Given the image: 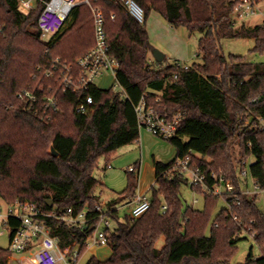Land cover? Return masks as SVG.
Instances as JSON below:
<instances>
[{
  "label": "trees",
  "instance_id": "16d2710c",
  "mask_svg": "<svg viewBox=\"0 0 264 264\" xmlns=\"http://www.w3.org/2000/svg\"><path fill=\"white\" fill-rule=\"evenodd\" d=\"M89 1L103 11L109 54L119 62L116 76L126 96L93 85L87 93L94 98V109L82 115L76 111L79 94L65 90L58 76L42 75L38 66L49 65L57 57L74 62L94 46L90 5L76 6L67 34L49 46L41 39L38 25L43 3L23 12L19 0H0V197L7 203L29 201L59 215L70 207L76 212L88 207V217L96 223L100 200L95 191L100 181L94 172L101 158L106 159V168L119 148L139 141L135 107L144 96L160 110L183 111L175 135L168 139L176 156L168 162L154 158L150 208L139 217L125 214L120 220L118 205L133 200L138 191L140 163L135 164L136 170L127 171L126 187L106 204V213L117 221L109 237L111 254L105 260L92 256L87 264H223L234 255L243 230L253 235L261 249L260 256L250 252L243 264H264V211L256 197L242 192L245 180L236 164L254 156L250 173L264 187V128L245 127L250 117L254 122L264 119V62L241 55L227 57L220 44L222 37H254L251 52L264 54V26L236 29L231 0H135L144 11L143 22L120 0ZM152 11L174 28L201 33V63L183 68L154 59L146 28ZM37 85L45 89L37 91L40 110L34 113L24 108L19 94ZM45 93L55 97V107H44ZM187 156L203 171L231 180L234 192L213 195L190 186L203 194L204 206L186 204L181 188L188 181L172 170L179 158ZM221 198L226 205L212 218ZM164 204L167 208L162 210ZM44 219L62 248L75 242L81 254L85 252L93 229L69 227L55 217ZM161 236L164 244L158 248ZM9 254L8 248L0 246V264H7Z\"/></svg>",
  "mask_w": 264,
  "mask_h": 264
},
{
  "label": "built area",
  "instance_id": "2783aa9c",
  "mask_svg": "<svg viewBox=\"0 0 264 264\" xmlns=\"http://www.w3.org/2000/svg\"><path fill=\"white\" fill-rule=\"evenodd\" d=\"M124 3L128 12L138 21H144V11L135 0H120ZM41 2L44 7L39 15L38 25L41 39L50 46L55 38L62 33L67 23L72 18V13L76 6L86 3L90 5L94 23V46L85 54L78 57L74 62H64L59 57L50 61L49 65H39L38 70L47 77L58 76L60 85L65 89H70L79 94V101L76 111L82 115H89L94 109V98L88 94V89L96 85V79L105 71L115 76V83L110 88L126 96V91L117 79L116 73L119 62L109 54L108 36L104 23L105 18L101 8L91 6L89 0H19L20 11L27 12ZM231 15L234 26L245 23L246 20L260 19L254 26H264V0H231ZM112 18L114 15L112 14ZM2 29L0 25V30ZM183 68L189 65L181 61H174ZM177 77L176 75L174 76ZM97 86V85H96ZM44 85H37L32 90L25 89L19 96L25 100V109L38 113L40 102L37 91L44 92ZM44 107H55L56 100L53 95H43L41 97ZM158 98L156 99V101ZM140 130L145 129L158 138L168 140L175 135L177 127L183 118V111L178 109L174 113L160 110L148 103L146 97L142 96L135 107ZM264 128V119L259 118L254 122L250 117L245 127ZM237 168L241 178L247 182L243 176L246 175L247 160L242 159L237 162ZM136 170L135 165L127 168V171ZM173 172L183 173L188 181V185L200 187L204 193L213 195H226L233 193L235 186L223 174L215 172L207 173L196 165L187 156L179 158L173 167ZM251 174V173H250ZM252 177V176H251ZM211 179V183L208 180ZM252 190H243L247 196L254 198L262 195L264 200V187L252 178ZM244 185V184H243ZM243 187V186H242ZM194 191V190H193ZM196 192V191H194ZM0 229L9 231L10 254L7 264H78L82 256L81 246L72 243L65 248L60 246L58 238L50 234V227L45 221V217H55L64 222L69 227H79L93 229L91 236L86 240V249L110 245L111 217L106 213L108 207L101 203L96 205L99 219L92 223L88 217V207L79 212L70 207L63 214L56 212L46 213L29 201L16 200L14 203H7L0 197ZM194 203L198 199L193 200ZM239 200L236 197V203ZM151 204L150 194L137 191L131 203L130 214L136 218L145 213ZM167 208L166 204L162 210ZM15 220L16 223H13Z\"/></svg>",
  "mask_w": 264,
  "mask_h": 264
},
{
  "label": "rangeland",
  "instance_id": "374dc122",
  "mask_svg": "<svg viewBox=\"0 0 264 264\" xmlns=\"http://www.w3.org/2000/svg\"><path fill=\"white\" fill-rule=\"evenodd\" d=\"M159 19L162 25L155 22ZM165 21V22H164ZM260 19L246 20L245 23L237 24L234 26L236 29L244 27H253L258 23ZM73 20H69L65 29L60 33L54 41L56 45L69 31ZM146 28L149 33L150 40H154V45L159 50L166 54L164 63L174 62L176 59H180L183 63L192 65L194 63H201L202 58L197 56V50H199V39L201 33H190L187 28L180 26L174 28L168 24V22L159 14L154 12L152 17L147 19ZM157 40V41H156ZM222 52L225 56L229 55H241L248 61L252 62H264V54L251 52L256 46V39L254 37H222L220 39ZM114 74L105 71L101 76L96 79V85L103 89H109L112 83H115ZM146 133L144 137V146L138 142L123 146L117 150L112 156L110 166L105 168L106 159L103 157L99 160V167L95 170L94 175L97 179H100L104 184H99L96 188V193L101 195L102 199L117 198L119 193L127 185V168L136 163H141V169L138 173L139 188L145 189L151 186L155 182V170H154V158L157 157H169L172 153V144L165 139L158 138L145 129L141 130ZM234 152L237 155L238 147L234 148ZM238 156V155H237ZM237 160V159H236ZM254 156H250L247 159L246 175L243 177L247 179V182L243 185V190H252V177L250 174V164L254 162ZM238 165V163H236ZM99 180V181H100ZM101 190L103 191L101 193ZM181 195L186 204L192 205L195 208H203L204 197L203 194L194 192L190 189L189 185H183L181 188ZM260 195L257 199V203L262 211H264V200ZM114 198V199H115ZM198 199V202L194 203V199ZM112 200V199H110ZM1 201V199H0ZM226 205V202L221 198L213 213L212 218ZM131 206L122 205L119 208L120 220L124 219L125 214H130ZM117 225V221L111 218V231ZM210 230H207L209 234ZM243 239L238 243L237 249L232 258L223 264H243L246 262L250 252H253L255 257L261 255V249L258 243L254 240L253 235H250L246 230H243L241 234ZM9 231L6 229H0V246L8 248L9 246ZM164 244V237L161 236L156 243L158 248ZM110 245L102 247L88 248L82 254L78 264H87L88 260L92 256H96L100 260H105L110 256Z\"/></svg>",
  "mask_w": 264,
  "mask_h": 264
},
{
  "label": "crops",
  "instance_id": "0c3cea01",
  "mask_svg": "<svg viewBox=\"0 0 264 264\" xmlns=\"http://www.w3.org/2000/svg\"><path fill=\"white\" fill-rule=\"evenodd\" d=\"M154 12H156V11H152L151 12V14H150V16H149V19L152 17V14L154 13ZM157 13V12H156ZM155 22H158V23H160L161 25L163 24V23H161V21L159 20V19H156V21ZM165 22V21H164ZM157 41V40H156ZM152 42V44L154 45V40L153 41H151ZM154 47H155V45H154ZM198 51L199 50H197V56H199L198 55ZM200 57V56H199ZM165 59H166V54H165ZM176 60H178V61H181L180 59H176ZM182 62V61H181ZM183 63V62H182ZM146 136V133L144 134L143 133V131H141V134H140V139H139V141H138V143H140V145H143L144 146V137ZM176 156V148L173 146L172 147V153H171V155L169 156V157H157L156 159L157 160H160V161H163V162H168L169 160H171V159H173L174 157ZM141 166H142V164L140 163L139 164V172H140V169H141ZM154 170H155V168H154ZM100 180V179H99ZM100 183L101 184H104V182H102L101 180H100ZM155 182H153L152 184H151V186L154 184ZM151 186H148L147 188H145V189H140L139 188V186H138V191H140V192H147V193H149V189H150V187ZM103 191L101 190V193H102ZM96 195H98L97 193H96ZM99 196V200H100V203L101 204H103V205H106L107 204V202L108 201H110V199H114L115 197H113V198H110V199H102V197H101V195H98ZM131 203H132V200L130 201V202H128V201H124L123 203H120L119 205H118V207L120 208L122 205H129V206H131ZM115 229V228H114ZM110 254H111V251H110ZM109 257V256H108Z\"/></svg>",
  "mask_w": 264,
  "mask_h": 264
},
{
  "label": "water",
  "instance_id": "95a60500",
  "mask_svg": "<svg viewBox=\"0 0 264 264\" xmlns=\"http://www.w3.org/2000/svg\"><path fill=\"white\" fill-rule=\"evenodd\" d=\"M28 29L30 31H34L33 29H31L30 27H28ZM152 55L154 57V59L157 61V62H162L164 61L165 59V53L161 50H159L158 48L154 47L153 50H152ZM51 153L54 155V156H57L58 153L57 151L52 147L51 148ZM49 204L52 205L53 204V200L50 199L48 200Z\"/></svg>",
  "mask_w": 264,
  "mask_h": 264
}]
</instances>
